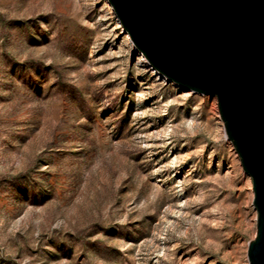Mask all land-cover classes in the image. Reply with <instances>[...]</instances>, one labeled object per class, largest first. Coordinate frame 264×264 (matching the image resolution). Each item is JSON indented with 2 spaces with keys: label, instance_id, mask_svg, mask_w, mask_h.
<instances>
[{
  "label": "rangeland",
  "instance_id": "1",
  "mask_svg": "<svg viewBox=\"0 0 264 264\" xmlns=\"http://www.w3.org/2000/svg\"><path fill=\"white\" fill-rule=\"evenodd\" d=\"M142 59L107 0H0V264H249L217 97Z\"/></svg>",
  "mask_w": 264,
  "mask_h": 264
},
{
  "label": "water",
  "instance_id": "2",
  "mask_svg": "<svg viewBox=\"0 0 264 264\" xmlns=\"http://www.w3.org/2000/svg\"><path fill=\"white\" fill-rule=\"evenodd\" d=\"M149 68L218 99L257 212L249 264H264V0H107Z\"/></svg>",
  "mask_w": 264,
  "mask_h": 264
},
{
  "label": "bare ground",
  "instance_id": "3",
  "mask_svg": "<svg viewBox=\"0 0 264 264\" xmlns=\"http://www.w3.org/2000/svg\"><path fill=\"white\" fill-rule=\"evenodd\" d=\"M127 40H128V38H127ZM129 41V40H128ZM138 51V50H137ZM138 53H139V51H138ZM144 62H146L145 61V59L143 58L142 59ZM147 63V62H146ZM148 65V64H147ZM152 74H153V77L155 78V79H166V80H168L167 78H165L164 76H162V75H160V74H158V73H156V72H154L153 70H152ZM168 81H170V80H168ZM188 91V90H187ZM222 120V119H221ZM222 133H225V126H224V123H223V132ZM225 135H226V133H225ZM227 137V136H226ZM228 139V138H227ZM229 140V139H228ZM228 142H230L231 143V141L229 140ZM236 171H237V169H236V166H235V163H234V161H233V164H232V166H230L229 168H228V174H230V175H232V176H234L235 174H236ZM229 175V176H230ZM250 199V198H249Z\"/></svg>",
  "mask_w": 264,
  "mask_h": 264
}]
</instances>
